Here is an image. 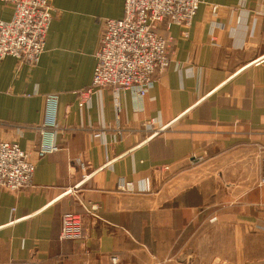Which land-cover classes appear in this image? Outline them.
<instances>
[{
	"label": "crops",
	"instance_id": "1",
	"mask_svg": "<svg viewBox=\"0 0 264 264\" xmlns=\"http://www.w3.org/2000/svg\"><path fill=\"white\" fill-rule=\"evenodd\" d=\"M50 1L39 62L0 58V140L36 163L30 186L0 187V264H264V239L251 243L264 237V0H203L189 28L164 20L172 61L143 100L104 88L82 107L124 0ZM13 12L0 0L1 19ZM49 94L60 148L38 157ZM65 211L82 239H61ZM207 232L222 238L211 255L188 242Z\"/></svg>",
	"mask_w": 264,
	"mask_h": 264
},
{
	"label": "built area",
	"instance_id": "2",
	"mask_svg": "<svg viewBox=\"0 0 264 264\" xmlns=\"http://www.w3.org/2000/svg\"><path fill=\"white\" fill-rule=\"evenodd\" d=\"M14 12L9 20L0 18V58L13 56L19 62L37 64L45 50L54 14L50 0H10ZM203 0H124V15L106 21L105 33L96 52L97 64L92 84L79 90V106H85L99 89L127 90L143 100L157 75L171 64L170 39L159 32V24H180L189 28ZM213 12L217 6L212 7ZM46 121L39 126L38 157L57 151L59 129L58 94L46 96ZM142 108V107H140ZM80 165H84L82 162ZM36 163L32 153L18 143L0 140V187L19 191L33 182ZM164 169H169L165 166ZM260 185H264V174ZM121 182L120 188L126 189ZM149 179H147V188ZM96 209V206L93 207ZM61 239L83 237L82 216L65 211L61 218ZM116 262L115 257L112 258Z\"/></svg>",
	"mask_w": 264,
	"mask_h": 264
},
{
	"label": "rangeland",
	"instance_id": "3",
	"mask_svg": "<svg viewBox=\"0 0 264 264\" xmlns=\"http://www.w3.org/2000/svg\"><path fill=\"white\" fill-rule=\"evenodd\" d=\"M189 235H190V238H189L188 242L191 243V245L194 247V249L197 245L200 247L205 246V255H207L206 253H209L208 255H211L210 252L212 251L213 243L217 242V240H219L221 238L220 234H213L211 232L189 234ZM263 239H264L263 235H262V237H260L259 233L252 232V242H251L252 246H254L255 243H259L260 241H263ZM218 242H220V241H218ZM194 249H193V251L195 252ZM208 259H210V258H208Z\"/></svg>",
	"mask_w": 264,
	"mask_h": 264
}]
</instances>
